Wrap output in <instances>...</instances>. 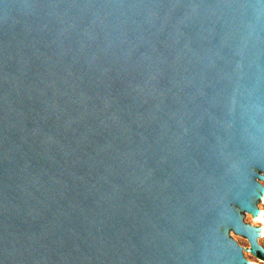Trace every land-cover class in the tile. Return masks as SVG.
<instances>
[{"label": "water", "instance_id": "95a60500", "mask_svg": "<svg viewBox=\"0 0 264 264\" xmlns=\"http://www.w3.org/2000/svg\"><path fill=\"white\" fill-rule=\"evenodd\" d=\"M264 0H0V264L264 254Z\"/></svg>", "mask_w": 264, "mask_h": 264}, {"label": "rangeland", "instance_id": "374dc122", "mask_svg": "<svg viewBox=\"0 0 264 264\" xmlns=\"http://www.w3.org/2000/svg\"><path fill=\"white\" fill-rule=\"evenodd\" d=\"M264 184V180H261ZM260 209L263 210L264 213V201L260 205ZM246 223L255 225L259 231H262L264 236V214L263 217L258 221L254 217L250 216L249 214H246ZM263 246L264 249V240L260 243ZM246 250L253 262V264H264V258H259L245 243H244Z\"/></svg>", "mask_w": 264, "mask_h": 264}, {"label": "bare ground", "instance_id": "6f19581e", "mask_svg": "<svg viewBox=\"0 0 264 264\" xmlns=\"http://www.w3.org/2000/svg\"><path fill=\"white\" fill-rule=\"evenodd\" d=\"M260 210H261V209H260ZM261 214H262V217H263V214H264V213H263V210H261ZM262 217H261V218H262ZM261 218H259V219H256V218H255V219L259 221Z\"/></svg>", "mask_w": 264, "mask_h": 264}, {"label": "trees", "instance_id": "16d2710c", "mask_svg": "<svg viewBox=\"0 0 264 264\" xmlns=\"http://www.w3.org/2000/svg\"><path fill=\"white\" fill-rule=\"evenodd\" d=\"M259 255H260L261 257H263V258H264V254H260V253H259Z\"/></svg>", "mask_w": 264, "mask_h": 264}]
</instances>
